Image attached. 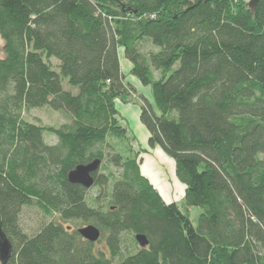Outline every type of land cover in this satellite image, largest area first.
<instances>
[{
	"label": "trees",
	"instance_id": "1",
	"mask_svg": "<svg viewBox=\"0 0 264 264\" xmlns=\"http://www.w3.org/2000/svg\"><path fill=\"white\" fill-rule=\"evenodd\" d=\"M0 0V215L7 264H264V0ZM139 96L149 147L186 186L168 202L125 147L116 101ZM48 108L68 122L31 124ZM45 134L56 137L49 144ZM115 139L119 147L109 140ZM123 141V142H121ZM120 151H119V150ZM108 153L98 195L71 184ZM202 213L195 228L191 209ZM48 222L34 235L25 210ZM94 225L90 243L77 225ZM137 235L149 241L138 244ZM1 264V263H0Z\"/></svg>",
	"mask_w": 264,
	"mask_h": 264
},
{
	"label": "crops",
	"instance_id": "2",
	"mask_svg": "<svg viewBox=\"0 0 264 264\" xmlns=\"http://www.w3.org/2000/svg\"><path fill=\"white\" fill-rule=\"evenodd\" d=\"M120 62L126 82L136 90V94L131 97L116 101L120 125L128 129L137 141L138 148L136 151L144 152L142 173L168 202L178 203L184 198L186 186L181 184L176 177L175 162L166 156L160 148L151 149L149 147V133L140 120L139 96H143L152 102L151 87L143 86L139 79L132 75L133 65L126 58L123 50L120 51Z\"/></svg>",
	"mask_w": 264,
	"mask_h": 264
},
{
	"label": "rangeland",
	"instance_id": "3",
	"mask_svg": "<svg viewBox=\"0 0 264 264\" xmlns=\"http://www.w3.org/2000/svg\"><path fill=\"white\" fill-rule=\"evenodd\" d=\"M249 2V0H247V3ZM5 45V42L3 41V39L1 38L0 35V47L3 48ZM124 51V50H123ZM6 57L3 49H1V59H4ZM138 101V100H137ZM141 102L139 100V106L141 108ZM23 119L31 124H38L41 126H45V127H54V128H59L61 125L65 124L68 122L67 118L58 112H53L52 110L48 109V108H43V109H34L31 111H28L26 113H24L23 115ZM123 122V121H122ZM128 134L126 136L125 139V147H127L129 150H131V152L136 155V153H138V159L139 161H141V165H142V156L144 155V152H137V148H138V143L135 140V138H133V136L131 135V133L129 132L128 129H126ZM45 139L47 140V143L53 145L57 143V139L56 137L52 136V135H47L45 134ZM109 142L114 145V146H118L119 144L121 145V143H117V141L115 139H110ZM123 142V141H121ZM124 143V142H123ZM119 150V149H118ZM120 151V150H119ZM108 153L110 152H105V160L103 161V163L101 164V167L99 169V175L102 174H109V172H115V169L113 166H110V161L108 160ZM99 193V189L95 188V186H93L90 189V193L89 195L93 198H95ZM183 199L180 200L178 202L179 205L182 204ZM202 211L199 208H192L191 209V220L193 221V224L195 226V228L198 227L199 225V217L201 215ZM49 219L45 218L44 215L39 212L36 209H29V210H25L23 215H22V219H21V226L22 229L24 230L25 233H28L29 235H34L35 233H37V231L40 229V227L42 226L43 223L48 222ZM86 225L83 224H79L77 225V228H83Z\"/></svg>",
	"mask_w": 264,
	"mask_h": 264
},
{
	"label": "water",
	"instance_id": "4",
	"mask_svg": "<svg viewBox=\"0 0 264 264\" xmlns=\"http://www.w3.org/2000/svg\"><path fill=\"white\" fill-rule=\"evenodd\" d=\"M261 0H249L247 7L251 11L252 15L255 14L257 5ZM0 47V56H1ZM102 161L97 159L87 165H79L73 170L68 180L71 184L80 185L86 189H90L95 184L94 174L97 173L101 167ZM78 233L84 238V240L90 243H97L101 239V231L94 225H88L78 230ZM136 240L141 248H146L149 245V241L144 235H137ZM13 255V246L7 237L3 229L2 218L0 215V263L7 264Z\"/></svg>",
	"mask_w": 264,
	"mask_h": 264
}]
</instances>
